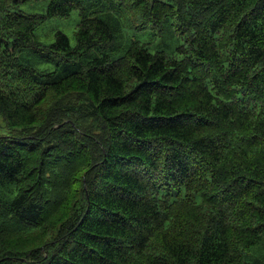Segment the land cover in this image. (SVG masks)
<instances>
[{"label": "trees", "instance_id": "16d2710c", "mask_svg": "<svg viewBox=\"0 0 264 264\" xmlns=\"http://www.w3.org/2000/svg\"><path fill=\"white\" fill-rule=\"evenodd\" d=\"M25 1L0 0V264H264V0ZM74 10V45L39 40Z\"/></svg>", "mask_w": 264, "mask_h": 264}, {"label": "rangeland", "instance_id": "374dc122", "mask_svg": "<svg viewBox=\"0 0 264 264\" xmlns=\"http://www.w3.org/2000/svg\"><path fill=\"white\" fill-rule=\"evenodd\" d=\"M47 8V0H28L20 4L19 10L24 13H45ZM79 21V14L77 10L72 11L68 17H50L47 18L43 23H41L35 33L36 36L43 43H51L54 41V32L60 30L64 32L69 40L71 45L75 44V30L77 22ZM155 33V34H152ZM130 38H137L141 41L148 42L149 48L155 50L157 47H161L160 40L161 36L152 31L150 28L146 30L130 31L128 33ZM160 39V40H159ZM169 50V48H165ZM31 63L35 64L39 68H48L53 64L51 62L40 61L39 52H35L34 55L28 57Z\"/></svg>", "mask_w": 264, "mask_h": 264}]
</instances>
